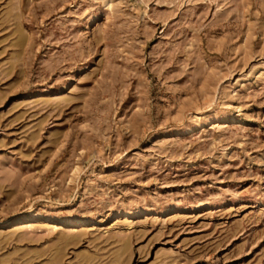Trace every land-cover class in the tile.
<instances>
[{
	"label": "rangeland",
	"instance_id": "obj_1",
	"mask_svg": "<svg viewBox=\"0 0 264 264\" xmlns=\"http://www.w3.org/2000/svg\"><path fill=\"white\" fill-rule=\"evenodd\" d=\"M0 264H264V0H0Z\"/></svg>",
	"mask_w": 264,
	"mask_h": 264
}]
</instances>
